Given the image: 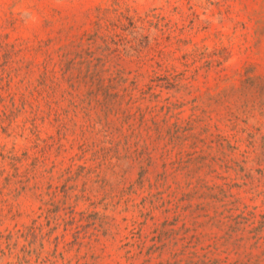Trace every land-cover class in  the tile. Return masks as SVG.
I'll list each match as a JSON object with an SVG mask.
<instances>
[{
	"label": "rangeland",
	"instance_id": "rangeland-1",
	"mask_svg": "<svg viewBox=\"0 0 264 264\" xmlns=\"http://www.w3.org/2000/svg\"><path fill=\"white\" fill-rule=\"evenodd\" d=\"M0 264H264V0H0Z\"/></svg>",
	"mask_w": 264,
	"mask_h": 264
}]
</instances>
